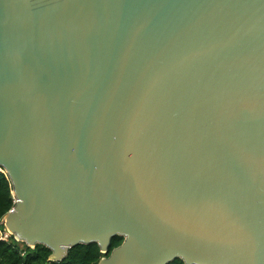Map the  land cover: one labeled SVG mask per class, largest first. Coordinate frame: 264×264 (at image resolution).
Listing matches in <instances>:
<instances>
[{
	"label": "water",
	"instance_id": "95a60500",
	"mask_svg": "<svg viewBox=\"0 0 264 264\" xmlns=\"http://www.w3.org/2000/svg\"><path fill=\"white\" fill-rule=\"evenodd\" d=\"M0 167L51 261L264 264V0H0Z\"/></svg>",
	"mask_w": 264,
	"mask_h": 264
},
{
	"label": "trees",
	"instance_id": "16d2710c",
	"mask_svg": "<svg viewBox=\"0 0 264 264\" xmlns=\"http://www.w3.org/2000/svg\"><path fill=\"white\" fill-rule=\"evenodd\" d=\"M14 203L11 182L3 168L0 167V220ZM122 239L121 236H113L105 254L100 252L96 243L92 242L72 246L68 249L64 259L51 261L49 260L51 254L49 248L42 244H36L31 248L10 235L7 239H0V264H97L99 259L107 256L112 248L122 242ZM167 264H184V262L176 258Z\"/></svg>",
	"mask_w": 264,
	"mask_h": 264
},
{
	"label": "built area",
	"instance_id": "2783aa9c",
	"mask_svg": "<svg viewBox=\"0 0 264 264\" xmlns=\"http://www.w3.org/2000/svg\"><path fill=\"white\" fill-rule=\"evenodd\" d=\"M9 236L10 233L4 228L3 224L0 223V239H7Z\"/></svg>",
	"mask_w": 264,
	"mask_h": 264
}]
</instances>
